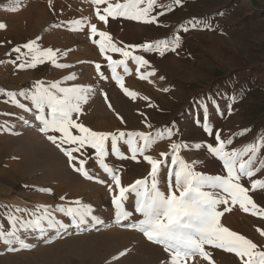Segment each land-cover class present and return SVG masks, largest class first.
Instances as JSON below:
<instances>
[{"label": "rangeland", "instance_id": "rangeland-1", "mask_svg": "<svg viewBox=\"0 0 264 264\" xmlns=\"http://www.w3.org/2000/svg\"><path fill=\"white\" fill-rule=\"evenodd\" d=\"M110 2L123 3L124 0ZM17 3L18 10H8ZM167 5H171V10H167ZM105 6H99L101 14ZM95 7L88 0H51V7L50 0H0V23L6 25L5 29L0 30V61H4L0 63V88L14 92L22 90L30 92L34 90L37 81H42L45 87L54 82H60V86L66 88L91 86L93 92L88 102L82 105V113L78 116L73 115V119L90 129L94 130L96 123H107V119L109 126L106 131L110 133L123 131L155 134L172 128L171 139L165 137L159 140L145 153L154 159H162L159 155L161 152L168 153L167 166H161L158 177L159 188L165 194L168 192L166 178L171 168V143L215 145L214 139L203 130L202 121L205 116L214 130L220 131L222 139L232 138L233 143L229 150L240 149L254 141L259 142L264 137V0H181L178 5L173 3V0H158V6L152 13L157 16L158 24L109 17L105 25L97 19ZM162 11L164 14L159 15ZM72 20H83V30L70 31L69 21ZM191 20L201 23L193 27L187 24ZM92 24L97 26L98 31L110 33L118 47L125 44L155 43L158 40L171 39L174 34L180 37V46L175 51H165L162 56L155 50L146 52L137 49L134 52L135 55H142L150 62L151 67L141 69L142 72L155 70V75L149 78L151 82L137 77L136 66L130 60L128 66L131 74L123 73L122 68L117 69L119 74L124 75L125 87L138 94L137 99L132 100L125 96L111 79L107 61L101 56L98 46L92 42V39L98 41L99 37L90 38ZM182 24L187 25V31L180 27ZM33 40L41 49H58L57 62L68 64L69 67L59 69L46 61L35 68L20 69L17 65L7 62L18 55L17 53L6 55L13 47L22 46ZM21 50L27 52L26 49ZM64 53L66 55H63ZM107 54L114 60L123 58L118 53ZM97 63L101 65L105 79H101L97 73L95 69ZM73 74L76 79H66ZM103 93L107 94L111 109L107 106ZM141 97L149 99L145 101ZM5 99L0 96V171H9L4 166L5 162L12 164L22 161V158L12 159L9 154H5L3 145L10 138L28 139L26 142L31 146L35 161H42L45 154L51 153L52 150L59 155L63 163H68L67 157L60 149L39 131L41 125L35 119L37 113L31 101L17 97L27 108L32 109L25 111L5 103ZM149 104L153 106L150 107ZM47 111L46 109L45 112ZM17 112L19 115L16 119ZM118 116L123 118V123ZM145 118L151 127L146 126ZM13 131L17 135L13 134ZM95 131L106 132L103 128ZM72 132L79 134L75 129H72ZM48 134L59 136V133ZM20 144L15 150L23 148L22 144L19 147ZM118 144L128 158L121 160L112 155L109 141V155L105 162L118 170L122 185L128 186L137 179L148 178L150 181L151 166L143 161L142 156H138L140 162L133 161L126 145L122 142ZM82 153L83 155L74 153V156L87 158L86 170L91 175L111 183L95 162V151L86 147ZM38 155H42L43 158ZM178 155L187 163L195 162L197 172L226 175L222 162L209 155L205 149L182 148ZM262 162L264 149L258 154L256 167ZM35 176L26 179L25 183L33 179H43L44 175ZM4 177L0 180V191L3 187H11L12 183L18 180L10 175ZM253 179H264V170L259 171ZM172 183L174 186V176ZM243 183L249 186L246 179ZM44 184L39 186L46 189ZM83 184L87 192L85 195H93L91 197H94V202L92 198L88 200L87 197H82L80 201L91 205L93 214L103 220V223L90 224L91 218H88V223L76 228L72 225L71 218L66 216L61 222L67 225V231L61 230L59 234L54 228L43 233L28 228L27 232L25 230L28 240L23 241L31 245V248L0 251V264L1 259L6 257L10 258L9 264H138L137 258L142 260V264H166L168 254L164 252L162 246L148 241L141 232L127 227L129 223L142 217L134 215L130 220L117 225L111 205V194L107 191L106 185L85 180ZM18 190V195L0 197V202H7L2 201L3 199H12V202H18L19 205H31L30 211H34L37 207H33L28 203L30 199H24L22 195L26 197L37 195L47 198L49 202L59 201L62 204L54 207L73 206L70 202L75 201L63 195L66 199L61 200V196L57 195L55 190L48 193L39 191L38 188L32 189L26 184L20 186ZM250 195L258 206L264 207V190L250 192ZM126 208L133 210V196L126 202ZM1 209L0 204V217L2 213L4 218V220L0 218L1 225L5 221L3 226L7 229L10 227L5 220L7 212ZM219 210H223V206H220ZM221 223L252 240L257 244L258 250L264 251V237L257 231V228L264 229V219L242 212L237 205L223 215ZM49 240L52 242L49 243ZM206 250L212 253L215 264H240L239 258L234 254L209 246H206ZM121 252L126 254L118 256ZM128 254L134 259L127 263L124 258ZM114 257L119 259H113ZM188 264L208 262L195 257L189 260Z\"/></svg>", "mask_w": 264, "mask_h": 264}, {"label": "snow or ice", "instance_id": "snow-or-ice-1", "mask_svg": "<svg viewBox=\"0 0 264 264\" xmlns=\"http://www.w3.org/2000/svg\"><path fill=\"white\" fill-rule=\"evenodd\" d=\"M88 2L96 6L95 15L105 25H107L109 17L113 19L121 17L145 24H158L157 16L152 15L153 10L158 6V0H124L123 3H112L110 0H88ZM173 3L178 5L181 0H173ZM100 5H106L102 9L103 14H101ZM18 6L17 3L16 6L8 10L16 11ZM166 7L167 10H171V5ZM163 14V11L159 13V15ZM200 23L197 20L187 22L193 27ZM83 26V20L69 21L70 31L83 30ZM180 27L184 31L188 30L187 25L182 24ZM5 28L6 25L0 23V30ZM90 34V38L99 37L98 41L92 39V42L98 46L101 56L107 61L111 71V79L116 82L123 94L132 100H136L138 94L125 87L124 75L119 74L117 69L122 68L123 73L131 74L128 66L130 60L136 66L137 77L140 80L151 82L149 78L155 75V70L142 72L141 69L151 67L150 62L142 55H135L134 52L137 49H143L146 52L155 50L162 56L165 51H175L180 46V37L175 34L171 39L142 45L125 44L123 47L117 46L110 33L98 31L95 24L90 26ZM22 48L26 49L27 52H23ZM58 52V49H41L33 40L22 46L13 47L6 55L11 56L13 53H17L18 55L14 59L7 62L17 65L20 69L35 68L46 61L59 69L68 68V64L57 62ZM109 52L118 53L123 58L114 60L111 55L107 54ZM17 62L19 63L17 64ZM0 63H4V61H0ZM95 69L101 79L106 78L101 72L99 63L95 64ZM66 79L74 80L76 77L73 74ZM92 92L91 86L66 88L61 87L60 82H54L45 87L42 81H37L34 90L30 92L23 90L14 92L0 88V96L6 98L5 103H10L22 110L31 111L32 109L27 108L17 97L30 100L37 113L35 119L41 125L39 131L45 134L47 139L67 157V162L73 170L87 180L106 185L107 191L111 194V205L114 209L117 225L122 221L130 220L134 215L142 217L138 221L129 223L127 227L141 232L148 241L162 246L164 252L168 254L166 264H188V261L195 257L207 261L208 264H215L212 253L206 250V246L234 254L239 258L240 264H264V251L258 250L256 243L221 223L223 215L232 211V208L237 205L242 212L264 219V207L258 206L253 196L250 195V192L264 190V179H253L259 171L264 170V162L256 167L258 154L261 149H264V137L259 142L254 141L240 149L229 150V146L233 143L232 138L222 139L220 131L214 130L208 117L205 116L202 121L203 130L214 139L215 145L212 143H195L194 145L171 143V168L166 178L168 192L165 194L159 188L160 180L158 177L161 166H167L168 153L161 152L159 155L162 159H154L145 153L159 140L165 137L171 139L172 128H166L155 134L94 131L73 119L74 114L78 116L82 113V105L88 102ZM103 95L107 106L111 109L112 106L108 101L107 94L103 93ZM141 99L147 101L149 98L141 97ZM234 101L235 97H233ZM149 106L153 105L149 104ZM46 109L48 110L47 113L45 112ZM118 118L122 123L124 122L122 117L118 116ZM25 122L27 123V121ZM145 123L147 127H151L150 124H147V118H145ZM72 129H75L79 134H73ZM50 132L59 133V136L49 135ZM109 141L110 152L117 159L128 158L121 150L118 142L126 145L133 161L140 162L138 156H142L143 161L151 166L150 181L148 178L137 179L134 183L123 186L118 170L105 162V158L109 155ZM65 145L70 147H65ZM86 147L95 151V162L111 183L91 175L86 170L87 158L81 159L74 156V153L83 155L82 150ZM182 148L205 149L209 155L222 162L223 171L226 175H207L195 171V162L187 163L179 157L178 154ZM173 176L175 179L174 186L172 183ZM245 179L249 186H245L243 183ZM39 191L51 192L50 189H39ZM130 196L134 197L133 210L126 208V202ZM60 199L65 200L66 198L61 196ZM70 203L73 206H59L55 211L71 218L74 227L79 228L88 223V218H91L93 224L104 222L93 214L94 210L91 205L84 204L80 200ZM220 206H223V210H219ZM4 207L7 209L6 220L10 227L6 229L0 225V242L7 246L8 251L31 248V245L25 244L20 238L19 232L21 230L32 228L43 233L46 222L47 226L55 228L58 234L61 230L67 231V225L56 220L47 206L37 207L34 211L15 206ZM25 217L31 218L26 219ZM257 231L264 237V229L257 228ZM48 242L51 243L52 241L49 240ZM14 245L19 247H14ZM125 254V252H121L119 256L122 257ZM113 259H119V257Z\"/></svg>", "mask_w": 264, "mask_h": 264}, {"label": "bare ground", "instance_id": "bare-ground-1", "mask_svg": "<svg viewBox=\"0 0 264 264\" xmlns=\"http://www.w3.org/2000/svg\"><path fill=\"white\" fill-rule=\"evenodd\" d=\"M105 114L106 113H104V115ZM18 115H19V113L17 112L16 119L18 118ZM106 118H108V116ZM104 123L105 122L96 123L95 127H94L95 128L94 131L96 129L100 130V128H103L106 131L108 129V126H109L108 119H107V123H105V125H104ZM13 134L17 135L15 133V131H13ZM26 140L28 141V139H25V138H20V139L19 138L18 139L10 138L3 145L4 151L7 152V153L5 152L6 155L9 154V157H12V159L22 158V161L17 162V163H12V164L9 162H5L6 164H4V166L10 171V173H8L9 171H4V170L0 171V180L4 179L5 178L4 176H8V175H10L12 178L14 177V179L17 178L18 180L16 182L14 181L12 183L13 185L11 187L9 186V188L3 187V190L0 191V197L7 198V197H11L13 195H16L17 192L19 191L18 190L19 187L24 185V184L30 186L32 189H35V188L43 189L39 185L45 183L44 185H45L46 189L55 190L56 194L59 196H62V195L63 196H69L71 199H74V200H81L82 197L83 198L87 197L88 200L90 198H92V201L94 202V197H91L93 195H90V196L85 195L87 192L85 191V188L83 186L84 180L85 181H90V180L85 179L79 173L75 172L73 170V168L69 165V163H63V161H61V159H59V155L52 150H51V153H46L44 158L42 155H38V157L43 158L42 161L33 160V157H32L33 151L31 149L30 144L28 142H26ZM19 143L22 144L23 148L22 149L19 148L20 150H15V149H18L17 145ZM21 144L19 145V147L21 146ZM23 156H24V159H23ZM54 158H57L59 160L54 161L55 160ZM46 159H47V161H44ZM49 159H51V160H49ZM40 174L44 175L42 177L43 179H41V178H38L37 180L33 179V180H31V182L25 183L26 179L28 180V179H30V177H33L35 175H40ZM90 182L96 183L95 181H90ZM22 196L24 199H30V201L28 203L32 204L33 207L34 206H36V207L47 206L49 211L52 213V215L55 219L61 221L63 218L64 219L66 218L65 214L55 211V209L57 207H54V205H58V204L62 205L61 203H59V201L49 202L47 200V198L40 197L37 195H32V196H28V197H26V195H22ZM2 201H7V202H0L1 207H2L1 211H3V212H5V211L7 212V209L4 206H9V207L15 206V207H20V208H26L29 210L32 209L31 205H19L18 202H12V199L11 200L10 199H3ZM1 216L3 217L2 213H1ZM2 217H0V218H2ZM2 219L4 220V218H2ZM5 220H6V217H5ZM1 223H2V221L0 219V225H1ZM4 224H5V221H4ZM90 224H92V222ZM44 227H45L46 232L51 231L53 229V228H49L47 226L46 222L44 224ZM26 232H27V230H26ZM26 232H25V230H21L19 232V236L22 240H28V236L26 237ZM16 246H18V245H14V247H16ZM4 249H7V246L4 245L2 242H0V251H2ZM124 259H125V262L128 263V261L130 262L134 258H131V255L128 254L127 256H125ZM9 260H10V258H8V257L1 259L2 264H9ZM140 260L141 259L137 258L138 264H142V260L141 261ZM39 261H41V260H39ZM48 264H50V263H48Z\"/></svg>", "mask_w": 264, "mask_h": 264}]
</instances>
